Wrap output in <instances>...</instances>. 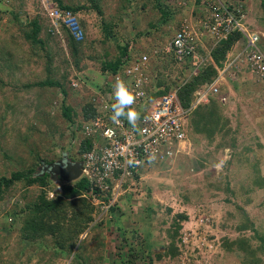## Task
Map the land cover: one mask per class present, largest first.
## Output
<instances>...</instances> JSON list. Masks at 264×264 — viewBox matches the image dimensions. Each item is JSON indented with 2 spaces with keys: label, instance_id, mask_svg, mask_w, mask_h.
Returning a JSON list of instances; mask_svg holds the SVG:
<instances>
[{
  "label": "rangeland",
  "instance_id": "rangeland-1",
  "mask_svg": "<svg viewBox=\"0 0 264 264\" xmlns=\"http://www.w3.org/2000/svg\"><path fill=\"white\" fill-rule=\"evenodd\" d=\"M183 1L184 18L195 27L200 21L196 14L202 12L204 6H197L198 0ZM76 2L89 7L88 12H81L77 17L89 32V43L80 65L84 69L78 72L74 67L69 79L77 88L74 92L82 99L83 95L96 93L97 88L99 91L104 80L102 63L92 59L93 52L99 49L102 50L100 56L111 55L112 46L105 39L102 25L109 23L116 28L121 36L117 43L122 42V38L125 42L133 41L139 31L150 28V21L158 14L156 16L150 8L138 10L139 6L153 4L154 0ZM95 4L102 13L93 8ZM246 5L252 23L250 28L262 35L264 47L261 0H247ZM54 7L53 0H0V49L6 48L3 39L13 34L20 37V28L14 24L15 15L24 23L40 18L44 30L49 29L40 34L46 49H51L53 54L58 48L61 50L52 65L60 69L61 74V67L71 64L73 59L66 37L61 29L54 28L48 17V9ZM179 21L176 19L177 23ZM175 32L173 27L167 37L169 41ZM151 40V37L142 38V46L149 47ZM44 53L41 50L40 57L45 58ZM39 64H35L34 69H40L39 80L44 81L46 59ZM194 64L186 72L187 77H192ZM232 76L226 78L220 92L211 97L218 103L215 106L226 126L221 125L222 130L211 139L188 134L187 144H182L176 160L133 181L134 184L118 197L117 204L101 216V222H91L92 229L83 235V244H79L80 248L77 246L74 253L59 255L41 248L34 251L31 244L20 240L16 223L0 205V264H121L130 256L134 264H245L241 253L227 252L226 243L248 238L251 244L258 246L261 241L254 236L264 234V188L258 184L259 180H264V97L261 101L258 97L259 93H264V85L250 70L234 82ZM42 93L44 90L37 87L28 94L16 89L9 91L8 101L0 98V174L16 170L19 157L30 162L36 160L30 158L33 137L30 139L27 134L34 138L42 136L37 142L43 143V147H35L37 156L50 157L53 141L50 127L36 112L37 96ZM64 143L67 144L66 140L62 145ZM248 147L252 151H248ZM33 190L40 187L36 185ZM182 214L187 220H180ZM128 244V252L122 250V246ZM259 256L264 260L263 252H259Z\"/></svg>",
  "mask_w": 264,
  "mask_h": 264
},
{
  "label": "trees",
  "instance_id": "trees-1",
  "mask_svg": "<svg viewBox=\"0 0 264 264\" xmlns=\"http://www.w3.org/2000/svg\"><path fill=\"white\" fill-rule=\"evenodd\" d=\"M92 1L94 0H90L91 3ZM181 1L183 0H164L162 3L160 0H154L153 4L145 3L139 6L138 10L140 12L150 8L159 17L157 16L156 19L150 21V28L139 31L137 33L138 37L133 41L125 42L124 38H122V42L117 43L116 41L121 39L119 32L115 31L116 28L112 27L113 25L104 23L102 30L105 39L110 42L109 46H112L110 48L111 58L107 54L100 56L102 50L99 49L97 53L93 52V57L91 56L93 60L96 59L102 63V73H116L122 65H128L139 59L143 54H147L151 56V71L157 77L156 86L159 88L156 92H150L149 97L151 99L160 98L186 82L180 88L178 97L184 107H190L195 100L194 93L203 85L214 81L218 75L216 66L218 68L224 67L228 54L242 39V36L240 33L235 32L228 40L216 43L197 22L199 36L203 35L204 41L198 45L196 53L183 59H179L172 51L165 54L166 46L169 43L167 37H170V31L173 27L176 30L186 29L189 32L187 19L184 18L185 7L179 5ZM53 2L56 7L64 11H71L76 17L81 12L89 11L88 6L77 4L76 0H53ZM246 2L247 0H227L226 4L228 9L236 17H239L242 14H248ZM198 5L202 6V0L197 1ZM93 8L99 14L102 13L97 4ZM261 8L264 10V0H261ZM202 15L203 12H198L196 14L198 16L197 20L201 19ZM15 18L14 24L20 28V37L13 34L11 38L3 39V45L6 48L4 50L0 49V98L8 101L9 91H16V89L26 94L34 87L44 90V93L37 96L36 112L37 116L41 118L40 120L50 127V137L53 141L52 147L49 148L51 151L50 157L39 158L35 147H43V143L38 144L37 142L43 137L34 138L33 135L27 134L30 139L33 137L30 140L33 146L32 149H29L30 158L31 160L33 158L36 160L30 162V159L24 160L19 157L21 160L16 170H13L10 174H0V205L7 209L8 217L16 223L20 240L31 244L34 251L41 248L42 250L50 249L56 251L59 255L67 252L74 253L75 248L79 247V244H83L81 236L94 220L95 207L92 206L89 198L84 196L93 190L92 185L83 177L72 184L64 185L61 194L50 198L49 192L53 189L51 186L53 182L49 174L43 175V171H38V167L41 165L46 167L54 162L59 154L62 157L65 153L71 154L70 159L77 161L80 159L81 154L88 151V149L83 147L80 152L77 151V147L72 143V137L68 134L66 135L65 132L73 123L78 122L81 126L80 119L90 121L96 117L97 105L92 101L93 97H88L85 102H78L74 92V85L69 80L74 67L78 72H82L84 69L80 65L83 60L82 55L89 43L88 27L79 20L81 29L84 32V40L82 42H76L66 27L61 28V32L66 37L72 52L73 61H71V64L62 66L60 74V69H55L56 67L53 68L52 65L61 50L58 48V52L53 54L51 49H46L45 41L40 38V34L43 31L49 32V29L46 28L44 30L45 26L41 23L40 18H35L25 23L19 19V15H15ZM176 19H180V21L177 23ZM262 21L264 22V17L261 18ZM50 36L51 34H48V37ZM145 37H151L150 45L146 48H140L142 38ZM115 42L116 44H114ZM41 50L45 51V58L40 57ZM38 55L40 58H38ZM209 56L213 59L214 64L207 63L199 72H192V77L185 75L189 68L192 69V63L198 65L201 58H208ZM125 58L126 60L124 61ZM42 59H46L44 81L39 80V77H41L40 69H34L36 67L35 64H39V62L41 64ZM245 70L249 69L245 68ZM244 73L243 68L232 79V82L238 80ZM78 78L76 76V79ZM100 90L101 88H99ZM107 91L109 90L105 88V90L100 92L104 93ZM258 97L259 99L264 97V93H259ZM209 102L210 104L213 103L212 105L214 106L204 103L200 104L189 115V136L200 135L205 136L206 139L207 137L211 139L216 136L219 130H222L221 125L226 126L219 114L218 106H215L216 100L211 99ZM53 110L56 111L54 114ZM64 140H66L67 144L64 143L62 145ZM247 150L252 151V148L248 147ZM10 159L14 160L13 158ZM173 161L171 162L173 163ZM258 184L259 187L264 188V180H259ZM36 185L40 187V190H33ZM94 192L98 193L99 191L95 190ZM179 218L181 221H185L188 217L182 214ZM252 223L250 220L251 225ZM177 225L179 226V224ZM256 237L261 241L258 246L251 244L248 238H241L231 243L227 241V252L233 254L237 251L241 253L245 264H264V260H261L259 256V252L264 253V234L257 233L254 238ZM128 238L127 236V240ZM129 249L130 244L122 246V250L128 252ZM173 254L177 256L175 251H173ZM76 255L77 253H75V257ZM158 257L161 259V255H158ZM133 261L130 256L127 261H123L121 264H134Z\"/></svg>",
  "mask_w": 264,
  "mask_h": 264
},
{
  "label": "built area",
  "instance_id": "built-area-1",
  "mask_svg": "<svg viewBox=\"0 0 264 264\" xmlns=\"http://www.w3.org/2000/svg\"><path fill=\"white\" fill-rule=\"evenodd\" d=\"M226 1L203 0V15L199 26L216 43L228 40L235 32L240 33L242 39L228 54L224 67L216 66L218 75L214 81L194 93L195 100L190 107H184L178 97L180 88L186 82L160 98L149 97L150 92H156L159 88L156 86L157 77L151 71V56L147 54L128 65H122L116 73L105 72L100 91L105 88L109 91L90 94L97 105L96 117L83 121L81 126L76 125L74 129L78 131V139L74 140V144L79 152L82 147L88 149L79 160L83 163L82 177L92 185L90 193L95 206H105L107 210L124 193L129 181L133 183L137 177L154 168H164L172 160L175 161L181 153L182 144H186L189 139V115L198 105L207 102L208 97L217 95L232 73L235 78L240 70L247 68L264 85L262 36L259 32H251L246 14L236 17L228 9ZM49 18L54 27H66L76 42L84 40L80 22L71 11L54 7L49 11ZM202 36L198 32L183 30L175 35L166 50L174 52L179 59L194 55L198 45L203 43ZM207 63L214 64L211 56L201 58L194 73L199 72ZM118 79L130 82L136 93L133 108L140 114V118L135 128L126 118L122 117L119 123L111 119V106L115 103L114 88ZM129 160L134 163L129 164ZM95 190L99 192L95 193ZM107 198L108 206L105 202Z\"/></svg>",
  "mask_w": 264,
  "mask_h": 264
},
{
  "label": "clouds",
  "instance_id": "clouds-1",
  "mask_svg": "<svg viewBox=\"0 0 264 264\" xmlns=\"http://www.w3.org/2000/svg\"><path fill=\"white\" fill-rule=\"evenodd\" d=\"M183 3H185V1H181V2H179V5H184ZM49 9H48V17H49ZM246 16H247V26H248V28H249V30L251 31V32H256V31H254V30H251V21H250V15H249V13L248 14H246ZM51 20V19H50ZM79 20V19H78ZM189 20H187V29L189 28V32L190 31H193V32H198L199 33V30H198V28H197V25L194 27V24H192V23H190V21L188 22ZM53 25V24H52ZM54 26V25H53ZM181 27H182V24H181ZM180 27V28H181ZM54 28H56V27H54ZM62 27H60V28H56L57 30L58 29H61ZM183 30H186V29H182V30H176V32H175V34H174V36H172V39H174V37H175V35L178 33V32H181V31H183ZM257 33V32H256ZM262 36V35H261ZM172 39L169 41V43H168V45L166 46V49L169 47V44H170V42L172 41ZM262 40H263V38H262ZM263 45V44H262ZM146 47H148V46H144L143 48H146ZM165 49V54H167V53H170V52H167V50ZM197 66V65H196ZM196 66L195 67H193V70H192V72L194 73V71L196 70L195 68H196ZM245 70V69H244ZM101 74H102V76H103V74L104 73H102L101 72ZM104 77V76H103ZM234 79V78H233ZM102 82H104V80L102 79ZM78 83H80V82H78ZM211 84V83H210ZM210 84H206V85H210ZM73 85H74V90L75 89H77L76 87H75V83H73ZM206 85H203L202 87H204V86H206ZM101 86H103V84L101 85ZM101 88V87H100ZM199 89H201V87L199 88ZM198 89V90H199ZM98 91V88L96 89V92ZM90 94H92V93H88L87 94V96L85 95H83V98L82 99H80L79 97H78V94H77V92H75V95H76V97L78 98V102H85L86 101V99H88V97H91L90 96ZM114 98H115V103H113L112 104V115H111V119H112V121L114 122V123H119L120 122V119L123 117V118H126L127 119V121H128V123L133 127V128H135L136 126H137V121L139 120V118H140V114L136 111V110H134V108H133V105L135 104V100H136V93L132 90V86H131V84H130V82H128V81H125V80H123V79H118L117 81H116V84H115V88H114ZM211 100V97H208V100H207V102H205L204 104H207V103H209V101ZM56 111H54L53 112V114L55 113ZM80 122H81V124L83 123V121H85V119H80L79 120ZM79 125V123L78 122H76V123H73L70 127H69V129L67 130V134L68 135H70L71 137H72V143H74V142H76V141H74V140H76V139H78V137H77V135H78V131L77 132H75V127H76V125ZM80 126V125H79ZM80 128V127H79ZM187 144V143H186ZM75 145V144H74ZM67 154V155H66ZM70 155L71 154H69V153H65V154H63V156L62 157H60V154H59V157L54 161V162H52V163H55V162H58V161H63V163L66 165L68 162H72V163H77V162H82V161H80V160H77V161H73L72 159H70ZM150 159H152V157H150ZM52 163H50V164H52ZM128 163L129 164H132V163H134V161H132V160H129L128 161ZM49 165V164H48ZM47 165V166H48ZM41 167H44V166H40L39 168H41ZM39 168H38V171H39ZM157 168H161V167H156V168H154L151 172H153V171H157ZM43 171V170H42ZM44 172V171H43ZM148 173H150V172H148ZM43 174V173H42ZM145 174H147V173H145ZM142 176L143 175H141V177L139 178V177H137L136 179L138 180H140L141 178H142ZM83 177H82V175H81V177H80V179H82ZM51 179V178H50ZM80 179H78V180H80ZM77 180V181H78ZM137 180L135 181V182H137ZM52 182H53V184L51 185L52 187H53V189L52 190H50V192H49V196H50V198H54L55 196H57V195H59V194H61L62 193V187L64 186V185H67V184H72V183H74V182H72V183H67V182H65L62 178H58V183H56V182H54L53 180H51ZM76 182V181H75ZM134 183H132L131 181H129L127 184H126V186H125V190H127L131 185H133ZM85 197H87V198H89V200H90V202H91V204H92V206H94L95 207V214H94V222L95 223H97V220H99L100 222L102 221L101 219H102V217L101 216H103V215H105V214H107L108 212H109V210H111L112 209V205L106 210V208H104L105 206H103V207H100V206H95L93 203H92V199H91V193H89V194H86V195H84ZM109 198H107V199H105V202H106V206H108V204H109ZM118 201V200H117ZM117 201L113 204V205H115V204H117ZM104 208V209H103ZM99 223V222H98ZM91 224V223H90ZM90 229H92V226H90L89 225V228L87 229V231L85 232V233H87V232H89V230ZM84 233V234H85ZM83 234V235H84ZM83 235L81 236V239L83 238Z\"/></svg>",
  "mask_w": 264,
  "mask_h": 264
},
{
  "label": "water",
  "instance_id": "water-1",
  "mask_svg": "<svg viewBox=\"0 0 264 264\" xmlns=\"http://www.w3.org/2000/svg\"><path fill=\"white\" fill-rule=\"evenodd\" d=\"M83 163L68 162L66 165L63 161H58L49 164L46 167L39 168V171H44L43 175L49 174L51 180L58 183V178H62L67 183H72L80 179L82 175Z\"/></svg>",
  "mask_w": 264,
  "mask_h": 264
},
{
  "label": "crops",
  "instance_id": "crops-1",
  "mask_svg": "<svg viewBox=\"0 0 264 264\" xmlns=\"http://www.w3.org/2000/svg\"><path fill=\"white\" fill-rule=\"evenodd\" d=\"M140 48H143V46L141 45ZM110 58H111V57H110ZM245 71H246V70H244V72H245ZM247 71H248V70H247Z\"/></svg>",
  "mask_w": 264,
  "mask_h": 264
}]
</instances>
